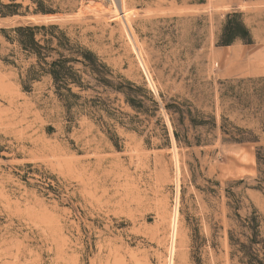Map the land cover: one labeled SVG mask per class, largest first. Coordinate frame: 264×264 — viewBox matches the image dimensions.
Segmentation results:
<instances>
[{"label":"rangeland","instance_id":"374dc122","mask_svg":"<svg viewBox=\"0 0 264 264\" xmlns=\"http://www.w3.org/2000/svg\"><path fill=\"white\" fill-rule=\"evenodd\" d=\"M14 3L0 28L58 24L139 102L84 76L66 107L0 32V264H246L251 215L264 258V0ZM231 12L251 44L216 43Z\"/></svg>","mask_w":264,"mask_h":264},{"label":"trees","instance_id":"16d2710c","mask_svg":"<svg viewBox=\"0 0 264 264\" xmlns=\"http://www.w3.org/2000/svg\"><path fill=\"white\" fill-rule=\"evenodd\" d=\"M17 6L19 4L14 3V0H9V3L6 4H0V7L4 9H0V17L18 14L15 9ZM32 13L47 14L53 13V11L38 2ZM0 32L3 34L5 41L12 45L17 52L24 55L25 59L32 60L25 70V81L32 83L41 77H48L54 92L59 99L64 101L66 107L72 106L74 104L73 100L79 98L77 92H73V88L78 89V91L89 88L84 78V76H88L100 84L121 93L124 96L125 103L132 109L136 108L139 100L133 95L134 90L129 87L133 84L126 81L128 86L125 90L122 89L120 84L112 85L108 79L104 78V75L108 73L106 64L93 51L69 37L66 30L58 24L25 23L7 29L0 28ZM236 41L251 44L252 37L239 13H226L220 24L216 43L218 45H230ZM28 87H24V89ZM165 108L169 109L170 107L166 105ZM182 120L183 118L180 117L179 122L181 123ZM190 122L193 126H196L193 120L190 119ZM173 134L177 140V133L174 131ZM233 140L240 142L243 138ZM196 143L199 144V141ZM256 160L258 164L264 166V159H261L259 155H256ZM260 172L264 182V169ZM238 222L240 227H244L250 232L248 246L243 243H233L231 237L229 238L230 244H239L238 251L242 252L243 257L246 258V264H264V258L259 259L257 255H250L244 251L248 247L252 249V246L258 243L256 239L259 227L257 217L251 215L243 220L244 223L240 220Z\"/></svg>","mask_w":264,"mask_h":264},{"label":"bare ground","instance_id":"6f19581e","mask_svg":"<svg viewBox=\"0 0 264 264\" xmlns=\"http://www.w3.org/2000/svg\"><path fill=\"white\" fill-rule=\"evenodd\" d=\"M121 6V5H120ZM118 11V10H117ZM118 16H119V14H121V17H123L124 18V16L127 14V12H126V10L124 9V8H122V7H120V9H119V11H118ZM169 125V124H168ZM174 224H175V220H173V227H174ZM175 228V227H174Z\"/></svg>","mask_w":264,"mask_h":264}]
</instances>
